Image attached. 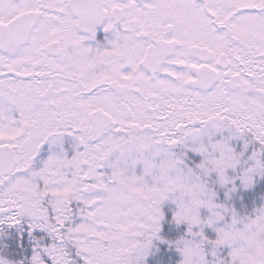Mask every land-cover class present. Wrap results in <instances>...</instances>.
Returning <instances> with one entry per match:
<instances>
[{
	"label": "snow or ice",
	"instance_id": "snow-or-ice-1",
	"mask_svg": "<svg viewBox=\"0 0 264 264\" xmlns=\"http://www.w3.org/2000/svg\"><path fill=\"white\" fill-rule=\"evenodd\" d=\"M0 264H264V0H0Z\"/></svg>",
	"mask_w": 264,
	"mask_h": 264
}]
</instances>
